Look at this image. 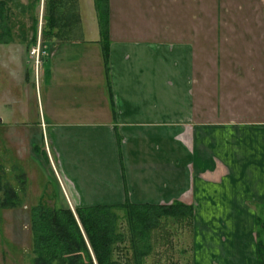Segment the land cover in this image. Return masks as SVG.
<instances>
[{
	"label": "crops",
	"instance_id": "crops-1",
	"mask_svg": "<svg viewBox=\"0 0 264 264\" xmlns=\"http://www.w3.org/2000/svg\"><path fill=\"white\" fill-rule=\"evenodd\" d=\"M104 12L102 41L94 0H69L65 35L50 31L39 71H25L14 118L49 159L53 202H179L191 211L153 218L139 264H264V0H105Z\"/></svg>",
	"mask_w": 264,
	"mask_h": 264
},
{
	"label": "rangeland",
	"instance_id": "rangeland-1",
	"mask_svg": "<svg viewBox=\"0 0 264 264\" xmlns=\"http://www.w3.org/2000/svg\"><path fill=\"white\" fill-rule=\"evenodd\" d=\"M61 3L66 8L69 0H62ZM47 7L45 0H3L2 5L12 39L8 43L0 42V166L3 182L15 189L18 203L15 206H0V264H34L30 207L39 202L48 206L58 205L53 202L54 185L48 178L49 170L52 171L49 159V164L45 165L27 137V124L14 118L18 117L21 92L27 86L25 71H28V76L33 75L34 69L39 71L45 57L44 41L47 42L50 36L43 28L44 18L50 14ZM64 8H58V12ZM51 31L57 36L55 40L65 35V28L55 26ZM34 36L35 42L30 43ZM36 46L38 56L35 60L29 52ZM19 186L23 190H19ZM62 201L66 203L62 206L74 208L64 196ZM120 224L126 235L124 220H120ZM175 226V222L165 224L168 230Z\"/></svg>",
	"mask_w": 264,
	"mask_h": 264
},
{
	"label": "trees",
	"instance_id": "trees-1",
	"mask_svg": "<svg viewBox=\"0 0 264 264\" xmlns=\"http://www.w3.org/2000/svg\"><path fill=\"white\" fill-rule=\"evenodd\" d=\"M50 14L46 16L43 28L49 34L56 26L58 8L62 0H45ZM100 14L102 41L104 35L105 0H94ZM3 0H0V42L8 43L12 39L10 27L6 22ZM48 10V11H49ZM4 13V14H3ZM102 16V18H101ZM35 42V36L30 43ZM0 166V206H15L18 197L15 189L3 182ZM19 176V175H18ZM23 180L20 179V183ZM19 190H23L20 186ZM121 212V216L116 213ZM191 211L190 206L174 202L168 205H94L76 206L71 210L67 206H48L42 202L30 207L29 219L33 237L34 264H126L120 257L123 244L128 236L133 248V264H139L141 255L140 241L146 242L147 234L155 224L153 220L160 216H184ZM126 225L121 227L120 220ZM146 254V253H144ZM263 255V253H261Z\"/></svg>",
	"mask_w": 264,
	"mask_h": 264
},
{
	"label": "built area",
	"instance_id": "built-area-1",
	"mask_svg": "<svg viewBox=\"0 0 264 264\" xmlns=\"http://www.w3.org/2000/svg\"><path fill=\"white\" fill-rule=\"evenodd\" d=\"M29 54L33 55L35 57V60H36V58L38 56V46H36V49H35V47H32Z\"/></svg>",
	"mask_w": 264,
	"mask_h": 264
}]
</instances>
